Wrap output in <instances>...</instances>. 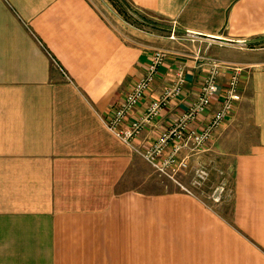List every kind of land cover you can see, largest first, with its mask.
<instances>
[{"label":"crops","instance_id":"1","mask_svg":"<svg viewBox=\"0 0 264 264\" xmlns=\"http://www.w3.org/2000/svg\"><path fill=\"white\" fill-rule=\"evenodd\" d=\"M128 2L168 20L170 36L115 26L89 0H0V264H264V0ZM155 49L165 61L124 126L180 65L185 83L130 146L103 121ZM198 55L242 67L241 100L213 142L180 155L196 164L242 139L232 195L219 201L208 185L193 194L188 181L162 186L135 151L196 101ZM228 76L222 69L221 88Z\"/></svg>","mask_w":264,"mask_h":264},{"label":"built area","instance_id":"2","mask_svg":"<svg viewBox=\"0 0 264 264\" xmlns=\"http://www.w3.org/2000/svg\"><path fill=\"white\" fill-rule=\"evenodd\" d=\"M167 52L163 49H155L152 52L150 62L144 75L137 80L134 86L125 94L124 98L113 108L112 113L104 119L106 128L118 139L131 146L133 139L144 129L145 125L159 114L168 105L172 98L180 95L185 83V67L180 65L176 69L174 82L146 108L144 114L129 127L124 122L133 110L142 102L147 91L154 83L158 75L159 67L164 63ZM201 62L205 75L199 86L196 101L190 106L171 126L160 134L151 147L144 151H135L145 160L158 175H164L175 181L173 173L192 172L191 186L200 188L208 180V171L203 165L192 166L187 157H181L183 151L199 153L207 150L214 140V134L227 117L235 110L241 100V75L242 67L226 65L224 62L208 57H195ZM222 69L229 72L224 88L220 87L219 77ZM221 95L217 110L209 117L201 129L194 127L199 121L212 98ZM186 193L193 194L189 188L183 187ZM217 189L214 190L216 193ZM216 196V197H215ZM214 201H219L220 194H212Z\"/></svg>","mask_w":264,"mask_h":264},{"label":"rangeland","instance_id":"3","mask_svg":"<svg viewBox=\"0 0 264 264\" xmlns=\"http://www.w3.org/2000/svg\"><path fill=\"white\" fill-rule=\"evenodd\" d=\"M94 6L104 15V17L115 26L124 29L135 30L136 32H142L147 34H152L154 36L160 37H167L170 36V23L165 18L149 13L135 11L132 13V7H130V3L128 0H89ZM122 8L128 11L127 15H122ZM180 34H175V37ZM191 39V38H190ZM190 39L181 40L180 42L183 43L182 49H184V45L193 44ZM260 43H264V40H261ZM257 42L254 44L256 45ZM242 139L236 138L232 139L231 142L227 143L224 146L223 150L231 151L228 153H215V152H208L204 158H201L199 163L194 164L191 162L192 166H196L197 164L203 165L206 167L208 171V180L206 183L201 186L200 188L206 187L209 191L207 192L211 198L212 194H220V195H232V182H233V175H234V152L242 150L239 148V143ZM216 146V145H215ZM142 158V157H141ZM145 161V160H144ZM146 162V161H145ZM147 163V162H146ZM193 163V164H192ZM149 169L152 172V176L154 179L158 180L159 183L164 186L168 187L169 184H172V180L164 175H158L152 167L147 163ZM192 172L187 173H173V178L179 182H190L192 181ZM184 184V183H183ZM189 189L194 191V189L190 185ZM187 186V187H188ZM217 189L216 193L214 190ZM216 197V196H215ZM213 200V199H211Z\"/></svg>","mask_w":264,"mask_h":264},{"label":"trees","instance_id":"4","mask_svg":"<svg viewBox=\"0 0 264 264\" xmlns=\"http://www.w3.org/2000/svg\"><path fill=\"white\" fill-rule=\"evenodd\" d=\"M130 7L133 8V9H132V13H134L135 11L138 13V11H140V10H138L137 8H135L134 6H132L131 4H130ZM121 10H122V12H120V13H122V15H127V14H128V11H127L126 9L122 8ZM143 12H144V11H143Z\"/></svg>","mask_w":264,"mask_h":264}]
</instances>
